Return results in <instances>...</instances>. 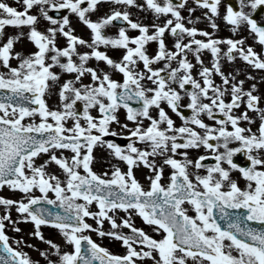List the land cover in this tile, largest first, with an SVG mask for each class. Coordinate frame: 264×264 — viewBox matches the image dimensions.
Here are the masks:
<instances>
[{
	"label": "snow or ice",
	"instance_id": "1",
	"mask_svg": "<svg viewBox=\"0 0 264 264\" xmlns=\"http://www.w3.org/2000/svg\"><path fill=\"white\" fill-rule=\"evenodd\" d=\"M19 2L17 8L0 0V188L23 194L0 195V264H40L24 250L35 244L8 235V227L21 232L22 222H30L28 235L47 246L37 248L45 264H144L146 259L152 264H264V226L250 223L264 225V93L247 70L264 73V26L252 17L264 0H238V8L236 0H193L194 7L187 0ZM102 4L107 10L98 14ZM133 8L150 12L153 22L133 19ZM197 9L204 10L202 15L192 18ZM69 14L86 26L88 38L75 32ZM202 18L213 32L196 26ZM218 19L230 24L234 34L246 26L261 51L245 36H215ZM42 20L47 22L43 28L38 27ZM6 26L18 31L7 34ZM112 26L117 31L109 34ZM166 33L174 38L172 47ZM22 38L33 50H16ZM149 42L157 45L152 53ZM109 48L122 50L118 59L108 54ZM205 50L210 65L202 59ZM190 56L199 65L195 76ZM224 58L243 61L246 79H237L238 71L222 70ZM161 61L163 67H156ZM62 75L68 78L61 82ZM246 80L252 81L247 87ZM50 95L58 96L54 106L48 103ZM182 96L188 98L183 107L190 114L180 110ZM112 124L127 131L118 132ZM109 134L129 139L120 144L105 139ZM96 147L125 167L113 164L103 173L95 171ZM201 147L206 153L189 155ZM241 152L246 166L234 162ZM208 155L214 163L205 162ZM52 164L57 172L49 171ZM140 166L149 171L147 187L135 175ZM233 170L239 171L243 186ZM134 215L150 231L136 226ZM44 227L57 230L63 243L46 237ZM90 233L118 242L124 251H112Z\"/></svg>",
	"mask_w": 264,
	"mask_h": 264
},
{
	"label": "rangeland",
	"instance_id": "2",
	"mask_svg": "<svg viewBox=\"0 0 264 264\" xmlns=\"http://www.w3.org/2000/svg\"><path fill=\"white\" fill-rule=\"evenodd\" d=\"M6 2H8L10 5L15 6L17 8L21 7V3L19 2V0H6ZM236 2L238 3V0H236ZM187 3H188V6L194 7L193 0H187ZM238 6H239V3H238ZM106 10H107L106 6L102 4L100 6V11H99L98 14H102ZM220 10H221V12H223L225 10V4L224 3H221ZM245 10L246 11L248 10L247 6H246ZM32 11L34 12L35 9H33ZM50 11H52V10H50ZM203 11H204L203 9L195 10L191 14L192 18H195L196 16H201ZM132 13H133V16H132L133 19L142 17L143 21L145 23L153 22V16H152V14L150 12L137 11L135 8H133L132 9ZM64 14H67L66 11H65ZM182 14L185 16L186 20L189 18V14L186 11H184ZM69 15H70V20H71V23H72V27L75 29V32L77 34H79V35H82L85 38H88L89 30L86 28V26H84L81 22H79L78 18L75 17L74 15H71V14H69ZM262 18H264V10L259 15L258 20H260V21L262 20V22H264V19H262ZM161 19H163V17H161ZM46 24H47V22L42 20L40 25H38V27L43 28ZM217 24H218V29L215 30L216 33H219V32H221L222 29H225L226 30L225 37H233V38H235V37H238V36H245L247 38V41H248L249 44H253L254 48L258 52L261 51V46L258 43L253 41L252 36L249 35V32H248L246 26H242L238 30V32L234 34L231 31V27L232 26L230 24L224 22L222 19H218L217 20ZM196 26L199 27V28H203V29H205V30H207L209 32H213V30L211 29V27L208 24L206 19L202 18L201 20L196 21ZM27 30H28L27 27H24L22 29V31H24V32H27ZM5 31H6L7 34H15L18 31V29L13 27V26H6V30ZM116 31H117V27L116 26H112V27H109L107 29V32L109 34H113ZM129 34L130 35H135L137 33L134 32V31H130ZM217 35L219 36L220 34H217ZM198 38H203V37H198ZM165 39H166V43L168 44V46L172 47L173 43H174V38L171 36V34L166 33ZM63 42H64L63 38L58 36L57 37V43L62 46ZM156 46L157 45H156L155 42H149V44L147 45L149 53H152L155 50ZM15 47H16V50L23 49L25 51V53H27L30 50H33V46L31 45V43H29L24 38H22V42L17 43ZM221 47L223 48V47H225V45H221ZM107 51H108V54L110 56H112L113 58H116V59L119 58V56L121 55V52H122L121 49H112V48L107 49ZM190 59H192V61L194 63V68H193L192 71H193V75L195 76L196 71L199 68V65L195 64L194 57L190 56ZM202 59L204 60V63L206 65H210V63H211L210 52L207 51V50L203 51L202 52ZM11 63L12 64H16V60L13 59L11 61ZM90 63L96 64V61L93 60V61H90ZM99 66L100 67H104L103 62H101ZM155 66L156 67H163V62L162 61L161 62H157L155 64ZM173 66H175V64ZM245 68H246L245 63L243 61H241L240 59H236L234 62H228L226 60V58L222 59V70H224L226 72L232 71L234 73H236L238 71L237 79H246ZM53 70L57 71V72L60 71V69L55 67V66H54ZM247 70L250 71V72H253V74L256 76V82L258 83V90L261 93H264V82H260V76L264 75V73L257 72L256 70H254V69H252L250 67ZM0 71H3V69L0 68ZM65 78H68V77L65 76V75H62L61 76V82ZM117 78H119V77L117 76ZM213 79H214V81L216 83L220 82V78L218 76H213ZM87 81H88V76L86 75L83 78V82H87ZM250 83H252L251 80H246L245 87H247ZM186 87H191V86L187 85ZM57 102H58V96L57 95H50L49 96L48 103H49L50 106L56 105ZM187 103H188V98L186 96H182L180 104L181 105H186ZM261 104H262V106H264V100L261 101ZM164 106L166 107V110L169 111V114L173 116V119L176 121V123L177 124L181 123L179 118L176 117L175 114L171 113V111L169 109H167L166 105H164ZM78 107L82 108V104L79 103V102H78ZM242 108H243V106H241V109H238L237 111L242 110ZM93 114L94 115L96 114L95 109H93ZM119 115H120L121 120H123L124 119V110L123 109H120ZM249 115H251L253 117H256V113L252 112V111L249 112ZM204 119L206 120V122H209V123L212 122V121H209L207 119V117H204ZM68 123L70 124L71 121H69ZM145 123H147V121H145ZM112 127L113 128H117L118 132H126L127 131V129H121L115 124H112ZM256 127H257V123H253V125H252L253 130H255ZM123 136H126V135H123ZM105 139H108V138L105 137ZM128 139L129 138L127 137V141H128ZM111 140H114V139H111ZM114 141L117 142L116 140H114ZM127 141H126V143H127ZM210 142H215V141L214 140H210ZM140 146L143 147V145H140ZM230 146H234V144H231ZM222 150L223 149H221V151ZM206 151L207 150H205L203 147H201L199 150H191L189 152V155L194 158V157H196V156H198L200 154L206 153ZM65 155H69V153L66 152ZM94 155L96 157V160H95V162H94V164L92 166H93V169L95 171H97L98 173H103L106 170H110V166L113 165V164H119V166L122 169L125 167L123 162L118 161V160L112 158L111 156H109L107 150L104 149V148L96 147L94 149ZM43 158L44 157H41V159H43ZM39 162L40 161L38 160L37 163H39ZM157 162L159 163V158H157ZM165 170L169 171L170 169L165 167L164 171ZM49 171L57 172L58 171L57 166L54 165V164L50 165ZM134 172H135V175L137 176V178L141 181V183L144 186H148L149 182L145 179V176H147L149 174L148 169L143 167V166H140L139 168L134 169ZM61 178L63 179V177H61ZM238 179H239L240 184L243 186L244 180L242 178H240V177ZM35 194L36 195H40L38 190H36ZM0 195H4L6 197L20 198L23 194L20 193V192H17V191L10 190L8 188H0ZM52 195H53L52 193H49L50 197ZM95 208H96L95 204L91 205V209L92 210H95ZM13 215H15L14 212H13ZM118 215L119 216H123L124 213L121 211V212L118 213ZM138 218L142 221V218H140L137 215H134L133 216V222H134V224L136 226L141 227L140 224L138 223ZM88 222L94 223V221L91 220V218H88ZM32 227L33 226H32V224L30 222L29 223H23L22 222L20 224V228L22 229L21 232L17 233L15 231H13L11 227H8L6 230H7L8 235L10 237L19 238V237L23 236L26 241H30L31 243L35 244L37 246V248H45V247H47L45 244H43L39 240H36L34 237H31V236L28 235V233L32 230ZM103 227L105 228V230H107V229L110 228V225L107 222H105ZM144 229L146 230V228H144ZM123 230L124 231H129L126 228H124ZM42 231H43V233H44V235L46 237L52 238V239L56 240L57 242L63 243L62 238L58 234L57 230H55L54 228L44 227L42 229ZM90 234L93 236V239H96L98 242H101L104 246L109 247V248L110 247L113 248V251L119 252V253H122L124 251L123 247H121L118 242H114L113 240H111L108 237L100 238V237L96 236L95 233H90ZM37 248H24V250L29 253V255L32 257L33 260H38L40 262V264H45V261L43 260L42 257H40L39 252L37 251ZM146 260H148V259H146ZM146 260L144 262H146ZM144 264H146V263H144Z\"/></svg>",
	"mask_w": 264,
	"mask_h": 264
},
{
	"label": "flooded vegetation",
	"instance_id": "3",
	"mask_svg": "<svg viewBox=\"0 0 264 264\" xmlns=\"http://www.w3.org/2000/svg\"><path fill=\"white\" fill-rule=\"evenodd\" d=\"M234 162H236V161H234ZM237 163L241 164V166H243V165L245 166V165L247 164V162H246V161H244V162H237ZM234 171H236V173L240 175V173H239V171H238V170H233V172H234ZM233 172H232V173H233ZM184 206H185V207H188V205H187V204H185ZM189 209H190V208H189ZM189 214H194V213H193V211H192V209H191V210H189Z\"/></svg>",
	"mask_w": 264,
	"mask_h": 264
},
{
	"label": "water",
	"instance_id": "4",
	"mask_svg": "<svg viewBox=\"0 0 264 264\" xmlns=\"http://www.w3.org/2000/svg\"><path fill=\"white\" fill-rule=\"evenodd\" d=\"M257 11H258V10H257ZM54 14H55V15H60V16H61V15L63 14V11H60V13H57V12L55 11ZM261 26H263V25H261ZM0 91H2V90H0ZM49 207H52V208H54L55 210L59 211L58 206L51 205V206H49Z\"/></svg>",
	"mask_w": 264,
	"mask_h": 264
},
{
	"label": "bare ground",
	"instance_id": "5",
	"mask_svg": "<svg viewBox=\"0 0 264 264\" xmlns=\"http://www.w3.org/2000/svg\"><path fill=\"white\" fill-rule=\"evenodd\" d=\"M262 19H264V18H262Z\"/></svg>",
	"mask_w": 264,
	"mask_h": 264
}]
</instances>
